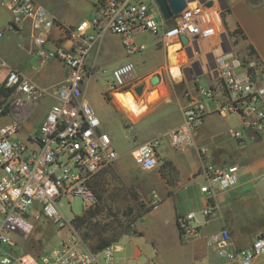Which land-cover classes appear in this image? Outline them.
Segmentation results:
<instances>
[{"label":"built area","instance_id":"2783aa9c","mask_svg":"<svg viewBox=\"0 0 264 264\" xmlns=\"http://www.w3.org/2000/svg\"><path fill=\"white\" fill-rule=\"evenodd\" d=\"M209 1L213 3L210 6ZM93 3V17L71 27L37 0H0V6L11 14V26L30 25V39L40 61L59 60L68 72L62 82L44 86L5 61L1 64L0 264H105L114 259L118 245L93 250L60 203L65 200L72 207L78 197L84 208L90 209L98 200L92 186L95 177L120 157L112 136L102 129L86 90L95 76L106 77L108 87L122 93L135 86L139 75L130 56L147 48L145 43H137L136 33L161 35L167 49L179 44L177 55L185 54L197 68L213 74V84L202 91V96L214 98L218 89H224L228 98L218 101L217 111L223 116H240L252 139L264 136V84L257 81V60L255 55L242 56L233 49L232 34L224 21V0L188 2L170 20L164 19L156 0ZM55 28L71 40L70 45L53 37ZM108 33L123 37L126 60L111 70H100L90 56ZM4 36L5 30L0 29V40ZM182 36L188 37V43L182 41ZM47 97H55L56 101L38 128L24 131L40 101ZM205 98L187 93L183 121L168 134L174 149L195 146L207 158L209 148L195 142L207 114ZM23 132L26 135L21 137ZM233 135L243 137L240 130H234ZM163 143V136H154L138 146L133 152L136 163L145 170L160 167ZM202 174L207 182L200 189L209 197L202 212L209 217L216 210L211 198L239 183V166L206 164ZM43 216L69 233L50 250L25 252L22 243L33 232L35 221ZM195 217V212L179 217L182 234L198 233V226L192 224ZM261 235L249 245L237 247L229 229L223 228L210 234L207 244L222 259L257 264L264 256Z\"/></svg>","mask_w":264,"mask_h":264},{"label":"crops","instance_id":"0c3cea01","mask_svg":"<svg viewBox=\"0 0 264 264\" xmlns=\"http://www.w3.org/2000/svg\"><path fill=\"white\" fill-rule=\"evenodd\" d=\"M37 1L44 4L42 0ZM225 4L224 21L227 30L232 34L233 49L242 56L250 54V46L255 49L257 81L262 85L264 84V0H225ZM91 10L94 15L93 0H91ZM51 12L67 26L78 25V20L65 12L57 10ZM238 27L243 31L244 36L235 33ZM0 29L5 32L9 29L14 34L30 33L28 23L19 27L11 26V17ZM53 37L62 40L65 45L71 44V40L57 28L53 30ZM121 38L123 40L122 36ZM103 40L92 53L102 49ZM32 46L33 44L28 49L26 44L21 45L19 60L23 63L12 66L40 85L54 86L65 80L68 73L65 65L56 59L41 62L34 55ZM168 54L162 65L149 69L153 73L159 72L160 67L165 69V75H159L161 86L167 91L165 95L152 104L149 98L151 92L145 89L143 84L135 81V86L128 90L136 95L135 88L138 85L144 86L146 95L138 98L140 100L141 97L145 98L146 108L140 114L134 111L119 89L112 90L107 86L103 94L118 111L123 112L132 121L133 125L156 114L145 128L153 132L144 135L140 141L135 142V146L130 151L124 152L134 161L125 164V155L122 153L116 163L117 171H133L141 199L147 205L153 206L136 222L137 234H127L123 237L131 238L129 245L134 244V255L131 258L140 259L143 256L147 264H240L238 261H228L218 257L208 246L207 239L210 234L228 228L235 246L245 247L259 234H264V136L252 139L249 131L244 130L240 116L235 114L223 116L217 111L218 101L228 98V93L224 89H218L214 98L202 96V91L213 84L212 73L209 74L192 65H179L176 58L175 64L180 70V75L176 77L171 68L173 63L169 51ZM124 56L126 57L125 52ZM91 62L97 64L96 58ZM1 70L3 71L2 66ZM147 72L148 70L143 71L142 75H147ZM202 76L208 83L207 86L201 84ZM161 93L163 94L162 89ZM187 93L197 99L205 98L207 114L204 123L195 134V142L196 145L207 146L209 156L202 157L195 146L176 150L171 144H166L160 149V167L151 170L141 168L134 159V150L149 138L169 133L182 123ZM116 94H119L121 99ZM48 98L52 104L56 101L55 97ZM116 103L122 108L119 109ZM43 118L44 116L40 121ZM234 130L242 131L243 137H235ZM25 135V132L21 133V137ZM206 164L220 166L237 164L240 179L237 185L218 191L211 198L216 210L209 217L202 212L209 197L200 189L207 182L202 174ZM189 212H195L196 215L192 224L198 226L199 231L195 235L182 234L178 225L179 217ZM117 245L116 252H121L124 246ZM114 259L113 264H125L122 259L117 262H114ZM257 264H264V256Z\"/></svg>","mask_w":264,"mask_h":264},{"label":"rangeland","instance_id":"374dc122","mask_svg":"<svg viewBox=\"0 0 264 264\" xmlns=\"http://www.w3.org/2000/svg\"><path fill=\"white\" fill-rule=\"evenodd\" d=\"M42 2H44V5L49 11L57 10L65 12L75 20H78V23L84 19H91L93 17L91 0H42ZM10 17V12L6 8L0 6V28L7 23ZM167 24H171V21H168ZM135 38L138 44L145 43L147 45V48L144 51L137 52L130 56V59L136 65V70L139 75L136 82L143 84L145 89H148L151 93L155 87L157 88V95L150 100V103L154 104L162 97V95H165L167 91L161 86V81L154 85L151 81V77L156 74L161 76V74H164L165 69L160 67L159 72L156 71L154 73L149 69L162 65L165 62L166 56H169V48H163L164 45L161 42V35H154L150 32H140L135 34ZM23 44H26V48H31L32 43L29 33L14 34V32L6 29L4 38L0 40V65L3 61L10 66L22 64L23 62L21 63L19 60V52L20 49H22L21 45ZM32 48L34 49L33 46ZM124 52L125 49L123 47L121 36L108 33L103 40L102 49L99 50V52L92 53L90 61L96 58L97 69L111 70L124 62ZM34 55L37 56L35 52ZM176 58L179 65L186 64V66H193L191 60H189L183 53L179 55L176 54ZM146 70H148L146 73L147 75H142V72ZM200 82L204 86L208 85V83L205 82L204 76L201 77ZM107 86L108 83L106 77H93L88 85L86 97L101 119L102 129L112 136L114 147L119 154L122 155L125 151H130L135 146V142L140 141L144 135L153 132V130H146L145 128L150 119L154 118L156 114L147 117L137 125H133L132 121L128 119L123 112L118 111L116 109L117 107L115 108L114 104L103 95ZM145 89L141 96L145 97ZM161 89L163 90V94L161 93ZM117 92L118 91H116V93ZM151 93H149V95ZM121 95L123 96L122 93ZM116 96L121 99L119 94H116ZM136 97H140V95L136 94ZM50 101L51 100L48 97L43 98L40 101L33 117L24 125V131L29 128H32L33 130L38 128L41 122L40 119L45 116L48 108L52 105ZM116 104L119 109L122 108L118 103ZM162 136L164 137V143L161 148L166 144H170L169 134L165 133ZM123 155H125V164L134 161L129 154L126 155L124 153ZM116 163L95 177L92 186L98 200L90 209H85L82 199L78 197L73 200L72 207H70L65 200L60 203L64 214L70 219L73 218L75 226V219L77 217L84 215L85 212L91 209H98L97 215L92 219L91 223H85L82 227L76 226L79 229L81 236L87 242V236L91 233L92 225H96L98 229H108L107 234L111 235L113 233L112 231L117 227L132 223L141 212L140 207L135 203L132 194L133 192L139 194L133 171H117L115 169ZM99 194L103 197L102 200L98 198ZM139 196L141 199L140 194ZM134 225H136V223ZM68 233L69 231L67 229L58 228L43 216L35 221L33 232L29 238L22 243L23 250L34 254H39L45 249L50 250L54 248L62 238L68 235ZM130 239L131 238L125 236L115 242L124 247L121 252L114 253V262L122 259L125 264H147L143 256L140 259L131 258V256L134 255V244L129 245L131 241ZM137 240L141 239L137 238ZM139 245H141L140 242ZM120 263H122V261ZM12 264H19V262L14 261ZM105 264H113V261Z\"/></svg>","mask_w":264,"mask_h":264},{"label":"trees","instance_id":"16d2710c","mask_svg":"<svg viewBox=\"0 0 264 264\" xmlns=\"http://www.w3.org/2000/svg\"><path fill=\"white\" fill-rule=\"evenodd\" d=\"M236 34H243V31L238 27L235 30ZM244 36V34H243ZM256 51L255 49L250 46V54L255 55ZM133 198L135 200V203L140 207V214L132 221V223H129L127 225H121V227H117L115 230H113L111 235L107 234L108 229H98L96 225H92L91 227V233L88 234L87 240L91 248L95 251H100L106 248L107 246L111 245L112 243H115L119 241L124 235L127 234H137V230L135 228V223L138 221V219L143 216L146 212L150 211L153 206L147 205L144 201L140 199V196L137 192H133ZM99 199H103V197L99 194ZM98 209L95 210H89L84 213V215L77 217L75 219V223L77 227H82L85 223H91L92 219L97 215Z\"/></svg>","mask_w":264,"mask_h":264},{"label":"water","instance_id":"95a60500","mask_svg":"<svg viewBox=\"0 0 264 264\" xmlns=\"http://www.w3.org/2000/svg\"><path fill=\"white\" fill-rule=\"evenodd\" d=\"M191 1H194V0H156L165 20H170L174 15L179 14L181 11H183L185 9V7L187 6V3L191 2ZM224 2H225V0H224ZM212 4L213 3L211 1L207 2V5H209V6ZM182 41L184 43H188L189 39L187 36H182ZM193 66H194V68H196L195 64ZM160 80H161V78L158 74L154 75L151 79V81L154 85L159 83ZM143 90H144L143 85H138L135 88V92L140 96L142 95ZM156 92H157V88L155 87L153 89L151 95L149 96V98L154 96V94ZM144 101H145V98L141 97L140 102H144ZM261 236H263V234Z\"/></svg>","mask_w":264,"mask_h":264},{"label":"bare ground","instance_id":"6f19581e","mask_svg":"<svg viewBox=\"0 0 264 264\" xmlns=\"http://www.w3.org/2000/svg\"><path fill=\"white\" fill-rule=\"evenodd\" d=\"M179 48H180L179 44L172 45L169 47V51H170L169 53H170V57H171V60L173 63L171 65V68H172V71L176 77H178L180 75V70H179L178 66H176V64H175L176 63V60H175L176 59V53H177L176 50H178ZM157 93H158V91L155 94H157ZM122 94L125 97V99L128 101V103L131 105V107L135 110V112L140 114V112H142L146 108V102L144 101L143 103H140L139 102L140 99L138 97H136V95L134 94L133 91H127V92L122 93ZM152 97H154V96H152ZM152 97H150V98H152Z\"/></svg>","mask_w":264,"mask_h":264}]
</instances>
